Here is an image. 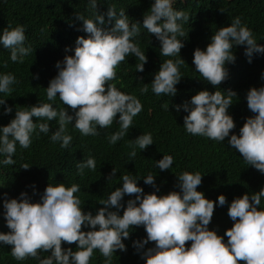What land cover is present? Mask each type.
I'll return each instance as SVG.
<instances>
[{"label": "clouds", "instance_id": "9594fccd", "mask_svg": "<svg viewBox=\"0 0 264 264\" xmlns=\"http://www.w3.org/2000/svg\"><path fill=\"white\" fill-rule=\"evenodd\" d=\"M173 2L153 0L141 23L130 21L125 10L117 12L114 6H109L105 14L98 13V0H88L89 6L95 10L94 18L77 13V19L83 22L82 29L89 35L78 36L74 54L57 61V74L46 88L49 102L59 96L63 105L70 106L72 113L69 114L64 107L57 110L52 103L40 101L26 109L16 108L14 118L7 125L0 126V157H3L0 165H14L16 144L28 148L37 129V135L49 133V122L53 119L57 120L58 127L49 139L53 143L59 142L61 148H67L72 142V136L66 130L69 123L81 135L95 136L98 127H109L116 119L119 131L108 140L114 144L122 139L132 122L135 120L136 123L139 118L137 115L142 111V104L136 96L121 91L111 81L116 78V67L130 55L139 60L135 64L136 71H144L147 57L135 41L141 26L159 41L160 55L178 56L175 60H164L151 80L155 95L175 96L176 85L182 78L179 66L185 63L179 55L185 37L182 22L189 21L190 16L174 9ZM107 23L112 26L102 27ZM25 39L22 25L14 28L8 25L0 32V45L10 51L13 62L22 63L24 57L33 52L30 46H25ZM209 39L203 50L194 49L192 63L215 91L200 90L182 105L174 107L177 112L183 108L187 113L183 116L186 132L217 142H223L227 137L228 145L238 151L248 165L264 174V85L247 90V107L254 115L245 119L239 135L234 132L230 135L235 123L227 111L233 104L232 98L237 96L236 92L216 90L228 78L226 64L235 62V46H245L244 55L251 63L254 53L264 54V44L257 43L252 30L241 22L239 16L234 17L229 25L219 27ZM65 51H68L67 47ZM261 79L264 80V72ZM15 82L12 73H0V93H10V86ZM147 91L145 84L140 92ZM0 106H3L5 115L13 110L5 98H0ZM33 118L37 119L34 121ZM134 144L144 150L153 144L151 133L137 136ZM135 156L136 149L132 147L129 157ZM172 164L173 157L163 154L155 162V167L163 171L170 169ZM20 167L28 169L30 165L24 163ZM95 167L92 156L76 164L81 175L85 168L94 170ZM116 172L113 167L108 179ZM202 175L199 171L176 174L175 187L179 191L158 195L159 187L151 172L142 177L144 184L155 189L151 193H144L137 184L140 178L124 174L120 177L121 186L111 191L106 199L98 201L103 207L96 209L95 214L83 210L81 199L74 195L80 191V186L75 183L70 186L48 183L37 201L25 191L16 198H8L4 193L0 215L9 231H0V244L11 246V255L17 261L32 257L38 264H89L93 251L98 250L105 258L103 264H112L116 250H127L123 240L129 238V229L143 226L146 237L133 240L132 246L145 264H264V207H261L264 187L258 192L233 198L227 210L233 224L219 235L208 225L214 206H224L226 197L221 194L213 201L198 191ZM31 187L35 193V185ZM132 194L135 197L129 198L126 206L122 204L123 197ZM186 241L191 242L187 247ZM62 242L68 245L75 242V250L62 247ZM149 242H154L153 246L145 248ZM40 252L49 255L42 258Z\"/></svg>", "mask_w": 264, "mask_h": 264}, {"label": "trees", "instance_id": "16d2710c", "mask_svg": "<svg viewBox=\"0 0 264 264\" xmlns=\"http://www.w3.org/2000/svg\"><path fill=\"white\" fill-rule=\"evenodd\" d=\"M153 0H98L97 12L105 14L109 6H114L119 12L125 10L130 21L142 23L143 15ZM173 8L188 13L190 20L182 22L185 32L184 46L180 56L185 61L179 66L182 75L176 85L175 96L155 95L151 90L153 74L158 71L160 64L166 59L160 55V44L154 34L147 33L141 26L140 34L135 38L139 47L145 52L147 62L143 72H137L135 64L139 60L128 56L116 67V78L111 81L121 91L136 96L141 104L142 111L139 118L132 122L125 136L116 143H109L108 137L119 131L116 119L111 126L97 129L98 135H81L72 123L66 125L67 133L72 136V142L67 148H61L60 143H53L49 137L58 127L57 120L49 122V133H39L37 129L28 148H22L17 143L13 154L14 165H0V213L3 212V194L8 198L18 197L25 191L33 201L39 200L48 183H63L70 186L75 183L80 186V191L74 195L79 196L84 211L95 214L96 209L103 207L98 203L116 187L121 186L120 177L124 174L139 179L137 184L144 193H151L155 189L144 184L143 178L149 172L155 176L156 185L159 187L158 195L170 191H179L175 187L176 174L181 172L199 171L202 175L201 184L197 186L206 198L213 201L223 194L227 203L224 206H214V212L209 229H215L217 234L223 235L230 228L233 221L228 217V204L234 197L245 193L258 192L264 187V174L253 166L248 165L241 154L228 145V138L217 142L200 135H192L185 131L183 108L176 111L175 105H182L198 91L207 89L215 91L195 70L192 63L193 51L197 47L204 49L210 42V36L222 26L230 24L234 17L239 16L241 22L252 30L257 43L264 44V0H174ZM93 10L88 0H0V32L11 25H22L25 28L26 47L30 46L33 52L24 57L23 62H13L10 51L0 45V73H12L16 82L10 87V93H0V98H5L6 104L12 107V112L5 115L3 106H0V126L7 125L14 118L16 108L26 109L40 102H49L46 88L49 81L57 74L55 67L57 61H62L65 55H73L75 41L78 36L87 37L89 34L82 29L83 22L77 19V13L85 18H94ZM105 20L108 17L105 15ZM111 23L102 25L110 28ZM68 48L66 52L65 49ZM243 45L233 48L236 57L234 63H227L228 78L217 86L216 90L226 92L235 91L233 104L227 110L232 116L235 127L231 133L239 135L245 119L254 115L245 99L250 87L264 85L261 73L264 72V54H253L251 63L244 55ZM147 84L148 91L141 93L140 89ZM54 107L66 108L69 114L72 109L63 105L59 96L51 101ZM117 114V118H118ZM136 117V118H137ZM34 121L37 118H33ZM58 119V118H57ZM142 133H151L153 144L140 150L134 144V139ZM132 147L136 149V156L129 157ZM163 154L173 157L170 169L161 171L155 167V162ZM89 156L95 158L94 170L84 169L79 174L76 168L78 161L86 160ZM3 159V157H0ZM131 160V161H130ZM30 165L28 169L20 167L21 164ZM113 167L117 169L114 177L108 179ZM35 185V193L31 185ZM132 196L125 195L122 204ZM261 207H264L262 198ZM115 210V209H113ZM123 208L120 210L122 215ZM87 230V229H82ZM0 231L7 232L4 218L0 215ZM128 239L123 240L126 251L116 250L112 257V264H145L144 260L132 246L133 240L146 237L143 226H133L129 229ZM227 240V237H224ZM186 241V247L190 245ZM149 242L145 248L153 246ZM75 242L68 245L62 242V247H71L75 250ZM9 245L0 244V264H38L35 258L28 257L17 261L12 255ZM48 252H40L43 258ZM104 257L98 250H94L89 264H103Z\"/></svg>", "mask_w": 264, "mask_h": 264}]
</instances>
